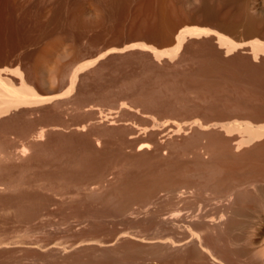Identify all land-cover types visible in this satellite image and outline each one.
I'll return each instance as SVG.
<instances>
[{"label":"rangeland","instance_id":"obj_1","mask_svg":"<svg viewBox=\"0 0 264 264\" xmlns=\"http://www.w3.org/2000/svg\"><path fill=\"white\" fill-rule=\"evenodd\" d=\"M165 1L0 0V70L8 73L4 77L9 81L19 79L17 73L8 72L18 67L40 96L62 95L73 71L94 61L80 74L73 94L27 108L25 116L20 114L26 112L22 109L8 120L24 133L11 135L21 143L31 127L37 133L42 129L52 133L18 163L7 157L3 146L0 264H132L135 260L134 264L137 260L139 264H199L194 245L172 250L141 240L180 239L200 228L225 260L230 255L226 261L241 260L238 250L244 242L227 237L221 228L227 231L228 224L209 228V233L195 223L199 213L220 219L226 211L230 197L227 186L220 185L223 179L242 181L247 175L264 174V139L237 151L242 133L226 134L220 128L238 122L264 125V53L255 60L251 47L256 39L264 43V36H246L250 29L264 34V1ZM186 27L216 31L243 48L227 53L218 46L216 35L210 34L190 39L175 59H157L152 51L172 47L169 41ZM130 44L141 45L113 52ZM197 120L219 127L204 131L197 126L185 136L170 131L171 124ZM147 126L166 148L158 154L154 137L145 133ZM226 142L234 147L231 157L223 150ZM143 144H153L154 150L140 152ZM209 159L218 162L212 161V166ZM263 189L249 198L253 202L248 209H243L241 200L236 203L233 223L258 221L252 213L257 211L255 198H264ZM180 193L186 198L180 199ZM175 213H180L182 223L185 219L194 223L186 227L180 222L176 230L158 224L161 215ZM247 213L252 218H246ZM241 229L238 233H243ZM126 233L131 237L118 240ZM107 241L117 243L107 247Z\"/></svg>","mask_w":264,"mask_h":264},{"label":"bare ground","instance_id":"obj_2","mask_svg":"<svg viewBox=\"0 0 264 264\" xmlns=\"http://www.w3.org/2000/svg\"><path fill=\"white\" fill-rule=\"evenodd\" d=\"M163 1H165V0H163ZM264 1V0H263ZM166 2V1H165ZM165 6V5H164ZM167 6V5H166ZM165 6V7H166ZM198 22V21H197ZM201 22V21H200ZM203 23V22H202ZM202 23H200V24H202ZM205 23V22H204ZM199 24V23H198ZM226 30V29H225ZM229 30V29H228ZM227 31V30H226ZM232 32V31H231ZM230 32V33H231ZM233 33V32H232ZM210 34H214V35H216V37H217V39H218V41H219V45L218 46H221V48H226V50H227V53L228 52H231L232 53V51H235V50H237L238 48H241L242 46L239 44V43H236V42H234V40L232 39V38H230V37H228V36H226V35H224V34H221V33H216V31L215 32H213L212 33V31L210 30V29H206V28H201V27H186L184 30H181L178 34H176V36H175V38L172 40V41H169V42H172L174 45L172 46V47H170V48H168L167 50L165 49V50H157V49H155L156 51H154L153 49V51L152 52H154L155 53V57L157 58V59H159V60H162L164 57H169V58H171V59H175V58H177V57H179L180 56V54L182 53V51L186 48V44H187V42H189L190 41V39H194V38H202V37H204V36H206V37H208V35H210ZM248 34V35H247ZM246 34V36L247 37H256V36H260V37H262V36H264V34H260L258 31H256L255 29H250V32H248ZM168 44H171V43H168ZM168 44H166V45H168ZM138 45V47L141 45V44H137ZM137 45L136 44H130L129 46H127L126 45V47L125 48H123V49H114L113 50V52L114 53H122V52H124V51H126L125 49H134V48H136L137 47ZM246 45V44H245ZM144 46L145 47H147L145 44H144ZM244 46V45H243ZM137 47V48H138ZM142 47H143V45H142ZM251 47H252V50H253V52H254V58H255V60L259 57V55L261 54V53H264V43H262L261 41H259L258 39H256V41H254L253 43H251ZM141 48V47H140ZM243 48V47H242ZM147 50H149V49H147ZM108 52H110V50L108 51ZM108 52H107V54H108ZM111 52H112V50H111ZM111 52H110V54H111ZM106 54V55H107ZM109 55V54H108ZM262 55V54H261ZM260 55V56H261ZM164 60V59H163ZM92 64H94V61L93 62H91V63H88V64H85V65H83V66H81V67H79V68H77L76 70H74L73 71V73H72V76H71V81H70V86H69V88H68V90H67V92L65 93V94H62V95H56V96H52L51 97V95H50V97L49 96H46V97H42V96H40L39 94V92L37 91V89H35L31 84V81H28L27 80V78H25V75H24V72H22L18 67L15 69V70H8V72L9 71H11L12 73L14 72V73H17L18 75V77H19V79H16V81H15V83L14 82H11V80L9 81V78H8V76L7 77H4V73H6V74H8L7 72H4V70L3 71H1L0 70V168H2L4 165H5V163L3 164L2 163V161H4V159H5V155L3 154V153H6V152H3L4 150H3V146L4 147H7V149H8V155H7V157L9 158V159H11V160H16L17 161V163H18V161L19 160H23L24 158H26V157H28V155L31 153V152H33V153H35L34 151H35V147H37V144H38V142L40 141L41 142V140L43 141V139H45V137L48 135V134H50V133H52L51 132V130H49V129H42L41 131H40V133H37V131H36V129H34V127H31L30 129H28L27 130V138L24 140V142H20V140L18 139H16V138H14V136L13 137H11V135H13V134H15V135H17V134H19V133H21V132H19L18 130V127H16L15 126V124L13 125V124H11V122L10 121H8L9 120V118H11V117H15L16 115H18V111H20V110H22V109H25L26 110V112L23 110V112L22 113H20V114H23L24 116L25 115H27L28 113V111L27 110H29V109H27V108H31V109H33V108H37L38 106H42V105H44V104H46V103H49L50 104V102H55L56 100H60V99H65V97L67 96V95H71V94H73L75 91H77V88H78V85H79V77H80V74L81 73H83L85 70H87V68H89ZM7 71V70H6ZM10 74V73H9ZM15 80V79H14ZM54 90V89H53ZM56 90V89H55ZM54 90V91H55ZM57 102V101H56ZM124 107V106H123ZM120 108H122V107H120ZM120 110V109H119ZM118 110V111H119ZM123 110V109H122ZM32 111V110H31ZM31 111H30V113H31ZM36 111V110H35ZM33 113H35V112H33ZM116 113H117V110H116ZM32 114V113H31ZM31 114H29V115H31ZM112 114H113V112H112ZM22 115V116H23ZM20 116V115H19ZM114 116V115H113ZM118 116H119V114H118ZM149 116V115H148ZM8 117V119L6 120V118ZM13 117V118H14ZM18 117V116H17ZM16 117V118H17ZM15 118V119H16ZM19 118H21V117H19ZM109 118H111V117H109ZM108 118V119H109ZM5 119V120H4ZM12 119V118H11ZM10 119V120H11ZM107 119V120H108ZM153 119H155V117L153 118ZM174 120V119H173ZM180 120V119H179ZM178 120V121H179ZM182 120V119H181ZM202 120V119H201ZM8 121V122H7ZM176 121V120H175ZM183 121V120H182ZM186 121V120H185ZM193 121V120H192ZM203 121H204V119H203ZM202 121V122H203ZM12 122H13V120H12ZM152 122H154V121H152ZM174 122V121H173ZM189 123H184V124H177V123H175V124H171V125H169L170 127V131H171V133L172 134H176V136H177V134L178 135H181V134H184L183 136H185V133L187 134L188 133V131L190 130V129H195L197 126L199 127H201V128H203L204 129V131L205 130H209V129H213V128H215L216 130L218 129L217 127H219V125L218 124H205L204 122V124L203 123H201V122H199L198 120L197 121H194L193 123H191L190 121H188ZM238 122V121H237ZM156 123V122H155ZM17 124V123H16ZM169 124V123H168ZM167 124V125H168ZM233 124V123H232ZM28 127V126H27ZM154 127V129L157 127H155V126H153ZM161 127V126H160ZM197 127V128H198ZM21 128H22V126H21ZM20 128V129H21ZM82 128V127H81ZM81 128H78V129H81ZM143 128V127H142ZM220 128H221V130L223 129V130H225V132H226V134H231V133H233V132H239V133H242V139L239 141V143H238V145H237V151H239L240 149L242 150L243 149V147H245V146H249V145H251L252 143H254L255 141H257V140H262V139H264V125H261V126H257V127H255V126H253L251 123H249V122H247V123H237V124H234V125H228L227 124V126H225V124L224 125H222V126H220ZM25 129H27V128H25ZM24 130V129H23ZM22 130V131H23ZM142 130V129H141ZM144 130H145V133L146 132H150L151 134H152V129H150V128H148V126H147V128L145 127L144 128ZM151 130V131H150ZM156 130H157V128H156ZM156 130H155V132H156ZM164 130V129H163ZM21 131V130H20ZM36 131V132H35ZM140 131V130H139ZM166 131V130H165ZM167 131H168V128H167ZM193 131V130H192ZM199 131V130H198ZM202 131V130H201ZM25 132V131H24ZM141 132V131H140ZM154 132V131H153ZM195 132V131H194ZM137 133V132H136ZM143 133V132H142ZM141 133V134H142ZM150 133H148V134H150ZM162 133V132H161ZM160 133V134H161ZM191 133V132H190ZM193 133V132H192ZM200 133V132H199ZM22 134H24V133H21V134H19V135H22ZM158 134V133H157ZM169 134V133H168ZM197 134V133H196ZM18 135V136H19ZM146 135V134H145ZM154 135H156V134H152V137H154L153 139V141H155V144H154V142L153 141H151L156 147V154H158L159 153V151H163V150H165L166 148L163 146V143H158L159 141H157V139H156V136H154ZM166 135V134H165ZM189 135V134H188ZM151 136V135H150ZM167 136V135H166ZM171 136V134L169 135V137ZM176 136H174V137H176ZM21 137V136H20ZM168 137V136H167ZM187 137V136H186ZM2 138H3V140H2ZM177 138V137H176ZM47 139H49V138H47ZM173 139H175V138H173ZM187 139V138H186ZM5 140V141H4ZM183 140H184V138H183ZM225 140V139H224ZM227 140V139H226ZM4 143H3V142ZM170 141V140H169ZM172 141V140H171ZM178 141V140H177ZM182 141V140H181ZM166 142V141H165ZM168 142V141H167ZM175 142V141H174ZM173 142V143H174ZM227 142H228V140H227ZM226 142V145L227 146H225L224 145V143H225V141H224V143H223V145H224V147H226L225 149H223V150H227V152H229V155H227V156H230V154L232 155L233 153H235L234 152V147H232V145L230 144V143H227ZM3 143V144H2ZM148 143V142H147ZM178 143V142H177ZM153 144H143L142 145V147L139 149V151L140 152H142V150H146V149H148V150H151V148L153 147ZM165 144V143H164ZM167 144H169V143H167ZM180 145V144H179ZM173 146H175L174 144H173ZM208 146V145H207ZM206 146V147H207ZM168 147V146H167ZM206 147H205V149H206ZM209 147V146H208ZM212 147V146H211ZM165 148V149H164ZM213 148V147H212ZM223 148V147H222ZM262 148H264V147H262ZM153 149V148H152ZM163 149V150H162ZM154 150V149H153ZM208 150H209V148H208ZM208 150H206V151H208ZM214 151V150H213ZM236 151V152H237ZM10 152V153H9ZM154 152V151H153ZM215 152V151H214ZM224 152V151H223ZM227 152L225 153V154H227ZM148 153V152H147ZM210 152H208V154H209ZM36 154H37V152H36ZM225 154L223 153V155L225 156ZM153 155H154V153H153ZM166 155V154H165ZM141 156V155H140ZM146 156H148V155H146ZM150 156H151V154H150ZM149 156V157H150ZM157 156H159V155H157ZM32 157V156H31ZM30 157V158H31ZM154 157H155V155H154ZM154 157H153V159H154ZM211 157H212V154H211ZM231 157V156H230ZM230 157H228V159H230ZM234 157V156H233ZM7 158V159H8ZM33 158V157H32ZM162 158V157H161ZM216 158V157H215ZM235 158V157H234ZM9 159H8V161H9ZM155 159H157V158H155ZM214 159V158H213ZM217 159V158H216ZM237 159V158H236ZM27 160V159H26ZM25 160V161H26ZM210 160V159H209ZM264 160V159H263ZM262 160V161H263ZM28 161V163H29V160H27ZM206 161H208V160H206ZM212 159L209 161V162H207V163H210V164H212ZM228 161V160H227ZM232 161V160H231ZM238 161V160H237ZM20 162V161H19ZM24 162V161H23ZM23 162H21V163H23ZM218 161H213V163H217ZM226 162V161H225ZM236 162V161H235ZM27 163V162H26ZM25 163V164H26ZM27 163V164H28ZM206 163V164H207ZM3 164V165H2ZM11 165H12V163H10ZM15 164V163H14ZM14 164H13V166H14ZM20 164V163H19ZM30 164V163H29ZM235 164H237V163H235ZM234 164V165H235ZM261 164V163H260ZM9 165V164H8ZM214 164H212V166H213ZM230 165V164H229ZM234 165H232V166H234ZM258 165V164H257ZM23 166V165H22ZM208 166V165H207ZM210 166V165H209ZM222 166V165H221ZM227 165H225V167H226ZM231 166V165H230ZM4 167H6V166H4ZM4 167L2 168V169H4ZM9 167V166H8ZM15 167V166H14ZM18 168H19V166H17ZM21 167V166H20ZM224 167V166H223ZM263 167H264V165H263ZM12 168V167H11ZM10 168V169H11ZM18 168H16V170L18 169ZM23 168H24V166H23ZM211 167H209V169H210ZM217 167H215V168H213V170H215ZM228 168H229V166H228ZM260 168V167H259ZM9 169V170H10ZM13 169L14 168H12V170L11 171H13ZM212 169V168H211ZM218 169V168H217ZM215 170V171H218V170ZM226 169V168H225ZM262 169V168H261ZM1 170V169H0ZM4 171H6V170H4ZM3 171V172H4ZM209 171V170H208ZM210 171H212V170H210ZM229 171V170H228ZM1 172V171H0ZM259 172V171H258ZM262 171H260V173H261ZM2 173V172H1ZM207 173V172H206ZM209 173V172H208ZM207 173V174H208ZM211 173H215L214 171L213 172H211ZM256 173V172H255ZM254 173V174H255ZM260 173H259V175H260ZM263 173V172H262ZM210 174V173H209ZM208 174V175H209ZM219 174V173H218ZM213 175V174H212ZM256 175L258 176V173H256ZM264 175V174H263ZM262 174H261V177H250V175L248 176L247 175V177L246 178H242V181H240V180H232V179H229V177L228 178H225V179H223L222 181H221V184L220 185H223V186H227V192H226V195L228 196V198L230 197V199H229V202H227V205H226V207H227V209H226V211L223 213V215H222V217L218 220L217 218H215V216L214 217H212V215H205V214H202V213H199V214H197L196 215V223H195V225H200L201 227L203 226V228L205 227V229H207L208 228V232L210 233V229L209 228H212L211 230L213 231V228L216 226L217 227V225H219L220 223H221V225L223 226V223L224 224H228V227H227V231H226V229L224 228H221L222 230H225V232L227 233V237L228 238H231V239H233V240H237V241H241V242H244V244L243 243H241V244H243L242 245V248L240 249V250H238V248L240 247V245H239V247L236 249V250H238V254L240 255V256H238V257H240L241 258V262L239 261V263H234V264H264V198H263V196H261V198L259 199V197L258 198H255V200L257 199L258 201H254L255 203H256V209H257V211L256 212H254V213H252V215L253 214H255L256 213V215H257V218H256V220L258 219V221L257 222H251V218H252V216H251V213H247V214H245L244 216L246 217H248V215L249 216H251V220H243V223L240 225V224H237L236 222L235 223H233V221H234V214L236 215V213H238V212H236L235 213V211H234V207H236L235 205H236V203L238 202V201H242V203H244L243 205H242V207H243V209L244 208H249V206H251L250 205V203H252L253 201H252V199H251V201L252 202H248L249 201V198H251V197H253V195H254V192L255 193H258L257 192V190L259 189V190H261V189H263V188H261V186L262 187H264L263 185H264V176H263ZM218 176V175H217ZM226 176H228V175H226ZM230 176V175H229ZM245 176V175H244ZM243 176V177H244ZM1 177V176H0ZM216 177V175L215 176H211V178H214V179H216L215 178ZM219 177V176H218ZM217 177V178H218ZM231 177V176H230ZM207 178H209V177H207ZM211 178H209L210 180H212ZM232 178V177H231ZM221 180V179H220ZM156 182V181H155ZM154 182V183H155ZM213 182H214V180H213ZM216 182V181H215ZM220 181H218L217 183H219ZM158 183H160V182H158ZM212 183V182H211ZM214 184V183H213ZM158 185H160V184H158ZM162 185V184H161ZM155 186H157V184L155 185ZM241 186H243L244 187V190H243V187L241 188ZM153 187H154V184H153ZM150 189H153V188H150ZM243 190V191H242ZM264 190V189H263ZM153 191H156V187H155V189L153 190ZM242 192H244L243 194H242ZM155 193V192H154ZM181 195L179 196V198L180 199H184V198H186V197H184L183 195H184V193L182 194V193H180ZM263 194V193H262ZM261 194V195H262ZM149 195V194H148ZM243 195V196H242ZM255 196V195H254ZM258 196H260V194H258ZM241 197L243 198V197H246V200L243 202V200H244V198L243 199H241ZM257 197V196H256ZM176 198H177V196H176ZM179 200V199H178ZM177 200V201H178ZM181 201V200H180ZM228 201V200H227ZM241 201L239 202L240 204H241ZM239 206V205H238ZM253 206L255 207V205L253 204ZM225 207V208H226ZM223 208V207H222ZM240 208V207H239ZM236 209V208H235ZM240 209H242V208H240ZM254 209V208H253ZM252 209V210H253ZM130 210V209H129ZM245 210V209H244ZM249 210H251V209H249ZM239 211V210H238ZM177 212V211H176ZM223 212V211H222ZM221 212V213H222ZM241 212V211H240ZM244 212V211H243ZM170 213V212H169ZM168 213V214H169ZM245 213H246V211H245ZM180 214V213H179ZM178 213H175V214H170V215H166V214H164V215H161L160 217H158L157 218V222H158V224L159 225H165V226H172L171 228H176V226H178V228H179V226L181 225L180 224V222L182 223V219H181V215H179ZM206 214H208V213H206ZM219 215H220V213H218ZM215 215V214H214ZM238 215H240V214H237V216ZM234 217V218H233ZM243 217V216H242ZM246 217V218H247ZM254 217V216H253ZM181 219V220H178V219ZM192 219V218H191ZM239 219V218H238ZM241 219V218H240ZM194 220V219H193ZM177 221H178V223H177ZM238 221V220H237ZM245 221V222H244ZM252 221H254V220H252ZM184 224H187V223H190L191 225H192V223H194V221L192 222V220H190V219H185V221L183 222ZM182 223V224H183ZM177 224H180V225H177ZM169 226V227H170ZM185 226V225H184ZM188 226V224L186 225V227ZM220 226V225H219ZM226 226V225H225ZM239 226H241L242 227V229H241V227H239ZM189 227V226H188ZM199 227V226H198ZM224 227V226H223ZM174 228V229H175ZM194 228V227H193ZM192 227H191V229H193ZM196 228V227H195ZM166 229V228H165ZM177 229V228H176ZM175 229V230H176ZM218 229V228H217ZM241 229V231H243V233L242 232H240V233H238V231ZM215 230V229H214ZM221 230V231H222ZM197 231V230H196ZM203 231H204V229H202L201 230V228H200V230L198 231V232H196V233H191V235H190V233H189V235L190 236H183V238H180V239H175V237L174 238H164V237H159V238H149V239H145V238H143L141 241H142V243H148L149 245H153L154 246V244L156 245V244H161V245H165L166 247H168V248H170V249H172V250H174V249H183L184 247H187L188 245H194L195 247H193V248H196L195 249V251H196V253H194V255H195V258L194 259H198L197 261H195V262H198V261H202V263H199V264H233V263H229V261H226L227 260V257L228 256H230V255H228L227 257H226V260H225V255H224V257H222V254L220 255L219 254V252L221 251H218V248H217V250H215V248H214V246H218V245H214L213 247L210 245V243H208L206 240H207V238H206V236L205 237H203ZM205 232H206V230H205ZM204 232V233H205ZM223 232V231H222ZM225 232H224V234H225ZM238 233V234H237ZM134 234V233H133ZM208 234V233H207ZM240 234V235H239ZM222 235V234H221ZM226 235V234H225ZM224 235V236H225ZM128 237H131V236H128L127 235V233L126 234H122V235H120V237L118 238V240H121V239H125V238H128ZM140 237V236H139ZM222 237H223V235H222ZM227 237L225 238V239H227ZM115 238V237H114ZM134 238H135V236H134ZM133 238V239H134ZM205 238H206V240H205ZM209 239V238H208ZM115 240V239H114ZM117 240V241H118ZM91 241V240H90ZM89 241V242H90ZM140 241V242H141ZM208 241H210V240H208ZM232 241V240H231ZM99 242V241H98ZM218 242V241H217ZM227 241H225V243H226ZM230 242V241H229ZM101 243H103L102 241H101ZM115 243H117V242H113V241H107V243L106 244H104V246H107V247H113V245H115ZM119 243V242H118ZM1 245H2V243H0ZM86 244H87V242H86ZM93 244V243H92ZM95 244V243H94ZM214 244V243H213ZM212 244V245H213ZM224 244V243H223ZM229 244V243H228ZM227 244V245H228ZM76 245V244H75ZM84 245V244H83ZM82 244H81V246H83ZM88 246L89 245H91L90 243L89 244H87ZM96 245V244H95ZM101 245V244H100ZM220 245V244H219ZM230 245V244H229ZM232 245H233V243H232ZM234 245H236V247H237V243H235ZM233 245V246H234ZM102 246V245H101ZM158 246V245H157ZM224 246V245H223ZM76 247H78V249H79V247H80V245L79 246H76ZM75 247V248H76ZM85 247V246H84ZM189 247V246H188ZM229 247H231V246H229ZM229 247H227V249L229 248ZM235 247V246H234ZM234 247H232V248H234ZM55 248H57V250L59 249L61 252L62 251H65V249L63 248H58V247H55ZM68 248V247H67ZM167 248V249H168ZM221 248V247H220ZM225 248V247H224ZM230 249V250H233V249ZM62 249V250H61ZM166 249V248H165ZM223 249V248H222ZM226 249V248H225ZM224 249V250H225ZM228 249V250H229ZM235 249V248H234ZM169 250V249H168ZM178 250H176V251H178ZM235 250V251H236ZM67 251V250H66ZM170 251V250H169ZM218 251V252H217ZM223 251V250H222ZM234 251V250H233ZM169 253V255H170V252H168ZM179 253V252H178ZM224 253V252H223ZM226 253V252H225ZM231 253V252H230ZM229 253V254H230ZM237 253V252H236ZM163 254V253H162ZM171 254H173V253H171ZM193 254V253H192ZM191 254V255H192ZM232 255H233V253H231ZM235 254V253H234ZM165 255H167V253L165 254ZM194 255H193V257H194ZM157 256V255H156ZM159 256H160V254H159ZM162 256V255H161ZM171 256V255H170ZM177 256V255H176ZM175 255H174V257H176ZM235 256V255H234ZM167 257V256H166ZM165 257V258H166ZM172 257V256H171ZM236 257H237V255H236ZM239 258V259H240ZM130 259V258H129ZM128 259V260H129ZM136 259V258H135ZM160 259V258H159ZM171 259V258H170ZM189 259H192V258H189ZM231 259V258H230ZM128 260H125V261H127L128 262ZM131 260V259H130ZM168 260V259H167ZM173 260V259H172ZM228 260H229V258H228ZM236 260H238V259H236ZM134 261V260H133ZM136 261V260H135ZM135 261L134 262H132V264H134L135 263ZM142 261V260H141ZM159 261V260H158ZM161 261V260H160ZM191 261H193V259L191 260ZM130 262V261H129ZM128 262V263H129ZM137 262H138V264L139 263H142V262H139V260H137ZM163 262H164V259H163ZM169 262H171V260H169ZM194 262V261H193ZM194 262V263H195ZM231 262V261H230ZM131 263V262H130ZM129 263V264H130ZM150 263V262H149ZM161 263V262H160ZM191 262L189 261V264H190ZM115 264V263H114ZM146 264V263H145ZM170 264V263H169ZM176 264V263H175ZM196 264V263H195Z\"/></svg>","mask_w":264,"mask_h":264}]
</instances>
